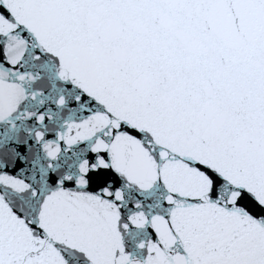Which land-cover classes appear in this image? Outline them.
<instances>
[{"label": "snow or ice", "instance_id": "6c2138e0", "mask_svg": "<svg viewBox=\"0 0 264 264\" xmlns=\"http://www.w3.org/2000/svg\"><path fill=\"white\" fill-rule=\"evenodd\" d=\"M0 264H264V0H0Z\"/></svg>", "mask_w": 264, "mask_h": 264}]
</instances>
